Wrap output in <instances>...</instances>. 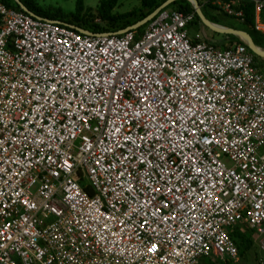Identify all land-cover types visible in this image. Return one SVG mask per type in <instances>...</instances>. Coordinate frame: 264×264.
Instances as JSON below:
<instances>
[{
  "label": "built area",
  "instance_id": "2783aa9c",
  "mask_svg": "<svg viewBox=\"0 0 264 264\" xmlns=\"http://www.w3.org/2000/svg\"><path fill=\"white\" fill-rule=\"evenodd\" d=\"M195 17L84 33L0 1V264L237 260L243 225L264 249V77Z\"/></svg>",
  "mask_w": 264,
  "mask_h": 264
},
{
  "label": "trees",
  "instance_id": "16d2710c",
  "mask_svg": "<svg viewBox=\"0 0 264 264\" xmlns=\"http://www.w3.org/2000/svg\"><path fill=\"white\" fill-rule=\"evenodd\" d=\"M0 1L14 9L23 10L15 0H0ZM20 1L29 11L32 12L33 15L39 17L48 18L51 20H60L68 24H72L76 27L88 30L90 32H115L142 20L144 17H146L149 13L154 11L158 6H160L166 0H140L141 2L140 8L122 13L112 12L113 8L117 4V0H100L96 7L97 14L101 19V21L98 23L91 21V19L93 18V14H90L91 13L90 10L85 8L84 0H76L75 2L76 10L75 12L71 13L72 18L70 19L66 17V15L68 14L64 13L61 9L52 11L50 7L44 8L38 4L37 0H20ZM198 2L199 4H201L200 1ZM169 6H173V9H176L178 11H183V12L194 11L192 4L188 0H175L169 5H167L165 8ZM235 7L240 8L243 12V19H244L243 29L252 36L255 44L264 47V36L258 31H256L253 27L254 11H253L252 3L249 1L242 2L241 5L239 6L235 5ZM263 12H262V17L264 16ZM195 21H199L197 14L194 22ZM148 22L149 21L141 24L137 30H142ZM239 228L242 231L235 230L233 232H230L232 238L234 240L236 238L238 243L237 246L249 242V240L246 238L247 237L246 233L243 231L244 228H249V227L248 226L245 227V225H243Z\"/></svg>",
  "mask_w": 264,
  "mask_h": 264
},
{
  "label": "crops",
  "instance_id": "0c3cea01",
  "mask_svg": "<svg viewBox=\"0 0 264 264\" xmlns=\"http://www.w3.org/2000/svg\"><path fill=\"white\" fill-rule=\"evenodd\" d=\"M208 1L209 0L200 1V3H201L200 6H201V10H202L204 16L209 21H212V22H214V23H216L218 25H221V26H224V27H227V28H232V29H238V30L245 31L243 29L244 28V19H241V18H238V17H235V16H231V15H227L226 13L220 11L216 6L212 5L210 3V1L209 2ZM247 1H249V0H243L242 2H247ZM242 2L239 5H241ZM252 5H253V3H252ZM253 11H254V8H253ZM262 12L260 13V18L264 21V16L262 17ZM254 21H255V12H254ZM195 24H197V27L195 29H193L192 27ZM204 25L205 24L200 19H199V21H195L194 23H192V25H190L189 29H188L191 38L194 39V37L198 34V35L202 36V39H204L205 41H207L209 43H213L217 48H220V49H228V48H231V47H233L235 45H238V44L245 45L247 51L250 53V55L252 57L254 66L258 69V71L264 77V56H261V55H258L256 53H254L249 48V46L246 44V42L240 36H238L237 34L230 33V32L214 31V30L210 29L209 27H207L205 25L207 27L206 28ZM253 27H254V24H253ZM254 29H255V27H254ZM256 31H258V30H256ZM258 32L261 33L264 36V33L260 32V31H258ZM249 36L252 38V36L250 34H249ZM252 40H253V38H252ZM253 42H254V40H253ZM255 45L258 46L261 49H264V47H261V46H259L257 44H255ZM235 230L242 231L239 228V226H238V229H237V227H233L231 231L233 232ZM243 231L246 233V235H247L246 238L249 240V242H246V243H244L241 246L248 247L253 242L252 233H254L255 231L253 229H250V228H244ZM234 241L237 243L236 238H235ZM237 245H238V243H237ZM260 246H261V244H260ZM238 248H239V246H238ZM261 249L263 250L262 247H261ZM239 253H240V249H239ZM208 260L210 262H213V264L214 263L215 264H240L239 257H238L237 260H234V259H231L229 257L222 258V257H219L217 255H214L211 258H208ZM258 264H264V258L263 257H261L260 260H258Z\"/></svg>",
  "mask_w": 264,
  "mask_h": 264
},
{
  "label": "rangeland",
  "instance_id": "374dc122",
  "mask_svg": "<svg viewBox=\"0 0 264 264\" xmlns=\"http://www.w3.org/2000/svg\"><path fill=\"white\" fill-rule=\"evenodd\" d=\"M100 0H84L85 8L90 10V14H93L91 21L98 23L101 21L100 17L97 14L96 7ZM202 1V0H199ZM38 4L44 8L50 7L52 11L61 9L66 15L67 18H72L71 13L75 12L76 0H37ZM141 7L140 0H117L116 6L113 8L114 13L128 12L133 9H138ZM172 6L167 7V9H172ZM85 12V10H84ZM103 22V21H102ZM192 25V24H190ZM205 26V25H204ZM197 27V24L193 25V29ZM206 27V26H205ZM207 28V27H206ZM228 163V161H226ZM253 242L248 247L239 246V260L240 264H258V260L261 257L264 258V249H261L260 239L261 236L256 232L252 233ZM201 264H213L208 258L202 257ZM215 264V263H214Z\"/></svg>",
  "mask_w": 264,
  "mask_h": 264
},
{
  "label": "water",
  "instance_id": "95a60500",
  "mask_svg": "<svg viewBox=\"0 0 264 264\" xmlns=\"http://www.w3.org/2000/svg\"><path fill=\"white\" fill-rule=\"evenodd\" d=\"M19 6L32 14L31 11H29L24 5L23 3L20 1V0H15ZM173 1L175 0H166L164 1L160 6H158L154 11H152L151 13H149L146 17H144L142 20L138 21L137 23L133 24V25H129L125 28H122L119 30V32H124L126 30H129V29H135V28H138L141 24L151 20L155 15L156 13L161 10L162 8L166 7L168 4L172 3ZM197 16L199 17V19L207 26L209 27L210 29L214 30V31H218V32H230V33H234V34H237L238 36H240L245 42L246 44L249 46V48L256 54L258 55H261V56H264V49H261L259 48L258 46L255 45V43L253 42L252 38L249 36V34L243 30H238V29H232V28H227V27H224V26H221V25H218L212 21H209L203 14L202 10H201V6L198 2V0H188ZM78 30H80L81 32H84V33H90V31L88 30H85V29H82V28H79L77 27Z\"/></svg>",
  "mask_w": 264,
  "mask_h": 264
},
{
  "label": "bare ground",
  "instance_id": "6f19581e",
  "mask_svg": "<svg viewBox=\"0 0 264 264\" xmlns=\"http://www.w3.org/2000/svg\"><path fill=\"white\" fill-rule=\"evenodd\" d=\"M260 70V69H259Z\"/></svg>",
  "mask_w": 264,
  "mask_h": 264
},
{
  "label": "clouds",
  "instance_id": "9594fccd",
  "mask_svg": "<svg viewBox=\"0 0 264 264\" xmlns=\"http://www.w3.org/2000/svg\"><path fill=\"white\" fill-rule=\"evenodd\" d=\"M150 21V20H149Z\"/></svg>",
  "mask_w": 264,
  "mask_h": 264
}]
</instances>
